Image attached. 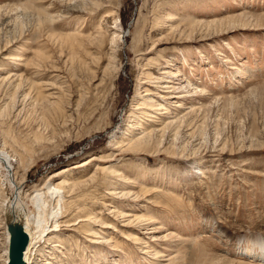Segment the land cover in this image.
Returning a JSON list of instances; mask_svg holds the SVG:
<instances>
[{"label": "rangeland", "instance_id": "rangeland-1", "mask_svg": "<svg viewBox=\"0 0 264 264\" xmlns=\"http://www.w3.org/2000/svg\"><path fill=\"white\" fill-rule=\"evenodd\" d=\"M0 150L37 264H264V0H0Z\"/></svg>", "mask_w": 264, "mask_h": 264}, {"label": "bare ground", "instance_id": "bare-ground-1", "mask_svg": "<svg viewBox=\"0 0 264 264\" xmlns=\"http://www.w3.org/2000/svg\"><path fill=\"white\" fill-rule=\"evenodd\" d=\"M113 29H117V27L114 26ZM113 34L114 41L124 38L122 32H119L118 30L114 31ZM168 73L169 72L165 71L162 74L166 75ZM170 87L171 86H168V84L164 86V88ZM148 94L150 93L147 92L146 95ZM154 101L155 100H152L150 103H154ZM176 105H178V103ZM0 153L3 155L0 156V166L4 167L6 171L5 180H7L10 187L12 188V196L10 194L11 197L6 200V211L8 214H6L5 217L7 225L5 227L4 237L5 241H7V248L2 251V254L0 253V257L5 258L4 264H14L11 259L14 254L12 247L13 240L15 238H24L26 239V247L23 251L19 264H37L35 261V253L37 251L42 252L41 246L46 243L48 236L52 232L58 230L57 227L60 225L59 218L63 217L62 215L64 212L65 196L64 191L61 190L59 184L66 183V180L61 178L62 181L58 182L56 186H50V182H52L53 179L59 175L58 173H65L69 171V169L64 168L60 172L53 173L48 179L50 181L49 185L45 184V186L37 190L31 189V194L25 195L23 192H21V188L19 187L20 184L17 180V172H15V167L13 165L11 156L8 155L4 150H0ZM50 199L52 200L51 204L47 201ZM27 200L30 205L34 207V213L27 212V210L24 211L28 204ZM3 201L0 203V208L1 205H3ZM46 213H49V217L51 219L50 222H48V219H45L47 215ZM260 248L264 249V246L262 245ZM45 262L46 264H52L49 259H46Z\"/></svg>", "mask_w": 264, "mask_h": 264}, {"label": "water", "instance_id": "water-1", "mask_svg": "<svg viewBox=\"0 0 264 264\" xmlns=\"http://www.w3.org/2000/svg\"><path fill=\"white\" fill-rule=\"evenodd\" d=\"M12 247H13V253H14L13 257L11 258L12 262L14 264H16V263L19 264L21 261V258H22L23 251L26 247V239L15 238L13 240Z\"/></svg>", "mask_w": 264, "mask_h": 264}]
</instances>
